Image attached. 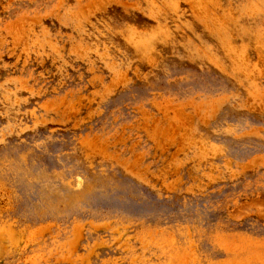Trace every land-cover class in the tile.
Masks as SVG:
<instances>
[{"label":"rangeland","instance_id":"obj_1","mask_svg":"<svg viewBox=\"0 0 264 264\" xmlns=\"http://www.w3.org/2000/svg\"><path fill=\"white\" fill-rule=\"evenodd\" d=\"M0 264H264V0H0Z\"/></svg>","mask_w":264,"mask_h":264}]
</instances>
